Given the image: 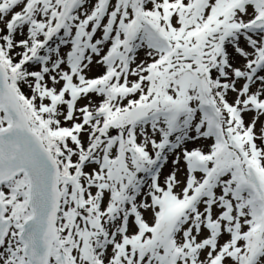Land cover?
Returning <instances> with one entry per match:
<instances>
[{
	"label": "snow or ice",
	"instance_id": "1",
	"mask_svg": "<svg viewBox=\"0 0 264 264\" xmlns=\"http://www.w3.org/2000/svg\"><path fill=\"white\" fill-rule=\"evenodd\" d=\"M0 264H264V0H0Z\"/></svg>",
	"mask_w": 264,
	"mask_h": 264
}]
</instances>
